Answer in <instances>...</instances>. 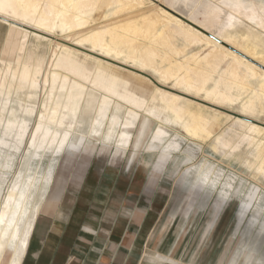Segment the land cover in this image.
Instances as JSON below:
<instances>
[{"label": "rangeland", "instance_id": "374dc122", "mask_svg": "<svg viewBox=\"0 0 264 264\" xmlns=\"http://www.w3.org/2000/svg\"><path fill=\"white\" fill-rule=\"evenodd\" d=\"M157 1L154 0L157 4L154 3L150 7V3L147 4L146 10L158 7L159 2L165 0ZM254 1L264 3V0ZM193 6V3L176 4L185 14H190ZM117 7V15L98 17L97 21L92 20L89 25L102 26L132 15L129 13L132 9ZM106 10L108 8L103 7L100 13ZM13 19L22 21L18 20L17 16ZM211 24L214 27V22ZM29 26V30L34 28L32 23ZM237 27L239 30L236 43L239 44L245 43L241 38L247 33L258 32V28L251 27L245 20H238ZM35 29L32 31L45 36V39L30 35L23 50L21 46L24 34L18 36L20 41L16 44L8 42L10 25L0 21V82L8 85L13 79L14 86L20 83V77L17 76L22 71L18 63L19 57L24 62L27 55L31 54L32 63L43 57L46 62L43 63L42 74L40 72L37 76L40 78L41 88L36 102L29 101L35 103L39 109L41 103L44 104L51 94L48 72L54 68V63L64 46L71 45L81 49L78 54L81 60L85 59L83 52L88 51L72 45V41L79 36L76 32L65 36L59 30L51 34L43 28ZM213 29L216 30V27ZM259 30L264 35V29ZM63 43L65 44L62 45ZM84 45L86 48L90 47L88 43ZM199 46H184L181 42H176L174 48H184L185 53L193 56L202 49ZM167 47L158 48L161 52L167 50ZM259 48L264 52V45L257 47V50L261 51ZM170 55L172 59L183 61V69L178 71L179 74L187 70L192 78L197 80L195 89L191 88L189 92L184 93L188 89L179 84L176 77L170 76L163 80L159 73L151 70L140 71L119 61L117 63L111 60L110 65L106 64L107 67L112 66L123 71L134 80L144 79L148 88L146 98L149 99V104L156 108L160 118L150 114L145 108L143 112V108L128 106L123 100L120 102V98L116 99L115 103L118 101L123 106L118 110L121 120L127 116L129 107L137 113L130 143L126 146L117 142L122 133L121 124H118L111 141L96 139L93 134L79 133L74 124L71 128L72 141L67 149L59 157H54V160H50L49 156L40 170L51 171L54 176L44 199V204L48 200L51 208L48 212L40 210L36 226L38 228L39 224L47 222V231L40 236L42 243L38 257L32 259L28 253L20 251L21 264H264V100H261L264 99L263 88H258L257 91L256 87H260L258 81L251 79L249 82V79L234 77L225 71L226 63H222L218 68H210L206 66L208 64L205 61L198 63L192 56L187 59L176 56L175 49ZM189 60L195 63H190ZM88 61L93 66L97 65L94 59ZM167 62L159 61L160 64ZM113 63L131 71L120 69ZM194 66L197 67L196 70ZM13 70L17 72L15 77L18 81L12 78ZM198 71L204 78L199 77L201 75ZM137 73L147 76L148 79ZM70 76L67 85L76 77L74 74ZM79 79L85 84L86 90L95 89V84L93 85L90 79ZM244 82L247 84H243ZM157 87L188 98L189 100L184 99L186 106L192 111H198L192 113L191 119L197 122L203 113L207 129H200L202 123L200 127V123L198 126L197 123L190 125L198 128L197 133L193 127H185L184 122L179 120L174 112L166 108L158 98L152 97ZM96 88L97 91L105 93L102 88ZM180 88L182 90H179ZM217 88L231 92L232 97L220 99V90L218 92ZM207 89H214V92L207 93ZM102 92H97V96ZM27 93L28 89L24 88L19 91L17 98L28 102ZM4 97L1 96L0 99ZM11 98H15L14 94ZM224 102L225 104H222ZM249 102L254 103L250 105ZM115 103H112V107ZM97 108L95 114L100 111ZM110 113L109 111L108 116ZM92 115L93 113L85 114L87 124ZM243 119L246 123L239 121ZM35 122L36 118L28 123L30 130L34 129ZM108 122L106 120L103 131ZM252 122L261 128L259 132L249 130L248 123ZM160 126L168 132V136L164 143H160L161 147L148 149V144L153 142V136ZM2 129L3 126L0 127V137L3 135ZM218 137L222 140L219 141ZM250 137H255V140ZM75 138L77 145L73 147ZM257 139H260L259 145ZM21 150L15 155L11 169L0 170V204L16 174L26 170L24 156L27 153L24 154V150ZM206 171L209 172V179L202 183L201 174ZM16 181L17 178L14 182ZM51 237L53 241L50 243ZM0 247L1 262L7 249L2 248V245ZM40 256L42 257L39 258ZM5 262L4 264H11L7 260Z\"/></svg>", "mask_w": 264, "mask_h": 264}, {"label": "bare ground", "instance_id": "6f19581e", "mask_svg": "<svg viewBox=\"0 0 264 264\" xmlns=\"http://www.w3.org/2000/svg\"><path fill=\"white\" fill-rule=\"evenodd\" d=\"M156 2L154 0H0V21L10 25L8 42L16 44L20 41L18 36L23 33L21 49L24 50L30 35L45 39V36L32 31L33 29L36 30V27L37 29H46L51 34L59 30L65 36H70V33L76 32L79 36L74 42L72 41V45L80 46L88 51L83 52L85 59L81 60L78 56L81 49L79 50V48L71 45L64 46L62 53L58 56L56 62L54 61V68L48 72L49 87L52 89L51 94L49 96L47 94L48 97L44 104L41 103L39 109L35 106V103L32 104L29 101L36 102L41 88L40 78L38 79L37 76L40 72L42 74L43 63L46 62L43 57L35 60L36 64L31 62L33 58L31 54L27 55L24 62L21 61L20 57V59L18 58V63L22 67L21 73L18 72L20 74L17 75L20 77L19 85L16 83L18 78L15 77L17 73L15 70L12 71V78L16 79L17 86H14L13 79L8 82V85L0 82V98L5 96L0 99V127L3 126V135L0 137V170L13 167L14 157L22 151L21 148L24 150V154L27 153L24 156L26 170H21L18 175L16 174L17 177L15 176L11 184L8 185L0 204V245H2V248L7 249V253L0 264L6 263L5 260L11 264H21L20 251L28 253L32 259L38 257V250L42 243L41 237L47 231V222L39 224L36 228L37 220L41 209L47 212L50 209L48 203L44 204V199L54 178L51 171L43 172L40 170L49 156L50 160H54V157H59L67 149L69 142L72 141L71 128L74 124L75 130L79 133L93 134L96 139L101 138L110 141L116 133L118 124H121L122 133L118 132L120 136L117 135L119 136L117 142L119 145L126 146L130 143L131 132L137 121V113L129 107L127 116L121 120L118 110L123 106L118 101L115 103L116 99L120 98V102L123 100L128 106L143 108V112L145 108L150 114L160 118L156 108L151 106L149 99L146 98V91L148 92L146 81L144 79L134 80L121 70L114 69L112 66L107 67L106 64L110 65L112 63L111 60L114 62L119 61L127 67H134L140 71L151 70L156 74L159 73L160 78L163 80L164 78L168 79L170 76L176 77L175 79L179 84L186 86L185 88L188 90L184 93H187L191 88L196 87L198 82L192 78L190 71L186 70L185 73L179 74L183 61L170 58V53L175 49L176 56L187 59L192 55L185 53L184 48L182 50L174 48L176 42H181L184 46L200 45L202 49L198 52L195 51L196 53L192 56L196 62L202 63L205 61L208 64L205 65L210 68H218L222 63H226L225 71L230 72L234 77L241 76L242 79H249V82L251 79L256 80L260 84V87H256L257 91L261 90V87L264 89V52L260 48L262 52L257 50L258 46L264 45V38L262 37L264 35L259 30L264 29V3H258L254 0H206L204 2L201 0H165L159 2L164 6L158 4V7L156 5V8L151 7L146 10L147 4L150 3L148 5L150 7L154 3L157 4ZM178 2L186 5L193 3L192 12L189 11L190 14H185L180 11L176 7ZM117 6L127 7L126 10L132 9V11H129L132 15L102 26H90V21L96 20L98 17L117 15L118 11L115 12ZM103 7L108 8V10L100 13V9ZM223 14L225 17H223ZM16 16L18 20L22 21L13 19ZM238 20H245L251 27L258 28L257 33H247L241 38L245 41L244 44L236 43L239 30L237 27ZM213 22L216 30L213 29L214 27L211 24ZM31 23L34 24V28L29 30L27 27H30L29 24ZM85 43H88L90 47L86 48ZM179 44L177 45L179 46ZM160 46L168 47L167 50L160 52L158 48ZM158 58L161 63L168 61L167 64H160ZM89 59H94L97 65H91ZM188 62L193 63L194 61L189 60ZM114 65L120 69H129L117 64ZM186 66L188 67V64ZM194 69L196 70L197 67ZM132 72L135 73V71ZM71 74L76 77L72 80L70 78L69 82L71 80V83L67 85L68 77ZM137 75L148 79L145 75L139 73ZM207 76H205L206 80ZM79 78L82 80L90 79V82L93 85L95 84L93 86L95 89L86 90L85 84H82ZM6 79L8 80V77ZM198 80L201 81V79ZM247 82L243 84H247ZM96 86L105 90V93L101 90L97 91ZM24 88L28 89V102L17 98L19 91ZM209 89H207V93L214 92V89ZM263 89L262 91H264ZM219 90L220 99L225 100L232 97L231 92L223 91V89H218V92ZM97 92L104 94L101 93L100 96H97ZM215 92L217 94V91ZM13 94L14 99L11 98ZM152 97L158 98L166 108L174 112L177 118L184 122L185 127H189L192 123H197V126L200 123L198 126L200 127L202 123L201 127H203H200V129H207L203 113L200 112L203 116L199 115L197 122H195V119H191L190 116L197 110L192 111L186 106L184 99H189L185 96L157 87V91ZM112 103H115L113 107ZM222 104H225V102ZM96 108L100 110L96 112L97 115L95 114ZM109 111L111 113L108 116ZM87 113H93L88 124L85 121V114ZM35 118L34 129L30 130L28 123ZM106 120L109 122L103 131ZM239 121L244 122L245 120ZM253 122L248 123L249 130L259 132L261 128ZM193 130L196 132L198 128L193 127ZM154 135L153 142L148 144V149L161 147L160 143H164L168 132L160 126ZM218 139L219 141L222 140L219 137ZM250 139L255 140V137H250ZM260 143V139H257V145ZM76 145L75 138L73 147ZM201 175L202 183L208 181V171ZM16 178L17 181L14 182ZM52 241L51 237L49 242ZM25 264L30 263L26 262Z\"/></svg>", "mask_w": 264, "mask_h": 264}, {"label": "crops", "instance_id": "0c3cea01", "mask_svg": "<svg viewBox=\"0 0 264 264\" xmlns=\"http://www.w3.org/2000/svg\"><path fill=\"white\" fill-rule=\"evenodd\" d=\"M46 203H48L49 204V201L48 200H46ZM50 206V205H49ZM51 208V207H50ZM87 233H89V234H91L90 232H87ZM93 234V233H92Z\"/></svg>", "mask_w": 264, "mask_h": 264}]
</instances>
